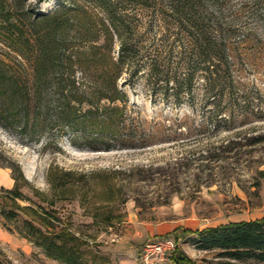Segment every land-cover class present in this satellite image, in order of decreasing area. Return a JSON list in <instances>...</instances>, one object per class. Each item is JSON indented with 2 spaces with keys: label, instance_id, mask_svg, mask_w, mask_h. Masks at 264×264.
Masks as SVG:
<instances>
[{
  "label": "rangeland",
  "instance_id": "rangeland-1",
  "mask_svg": "<svg viewBox=\"0 0 264 264\" xmlns=\"http://www.w3.org/2000/svg\"><path fill=\"white\" fill-rule=\"evenodd\" d=\"M63 1L67 6H86L94 15L104 14L90 0ZM28 4L36 12L59 7L58 0H28ZM151 8L150 13L143 12L148 23L141 33L147 30L153 37L159 27L149 22ZM87 20L82 17L70 29L67 46L90 48L109 40L105 33L97 39ZM24 28L27 36L33 35L30 23ZM258 31L264 36V28ZM17 56L0 40V57L10 61L15 72L31 78V61L19 58L22 65ZM238 56V86L253 103L250 113L223 114L227 121L209 119L215 106L205 100L201 87L193 100L178 105L172 98L154 95L144 77L123 85L130 96L129 108H135L130 110L131 120L149 138L137 147L95 150L84 145L82 137L75 145L71 134L56 128L31 137L0 117V189H13L14 177L21 171L26 181L20 180V191L29 200L19 203L40 213L51 212L59 218L55 224L70 222V230L84 241V257L90 264H143L145 246L163 238L176 240V249L196 264H223L219 250L198 249L193 234L175 230L264 217V41L254 39ZM124 81L120 79V85ZM227 101L220 108L228 106ZM3 104L8 107L10 100L1 94ZM31 108L37 110L35 101ZM52 170L73 175L67 185L54 187ZM43 223L53 230L49 221ZM21 229V221L14 223L0 213V264H66L49 256ZM175 251L168 264H176ZM236 262L264 264L256 259Z\"/></svg>",
  "mask_w": 264,
  "mask_h": 264
},
{
  "label": "trees",
  "instance_id": "trees-1",
  "mask_svg": "<svg viewBox=\"0 0 264 264\" xmlns=\"http://www.w3.org/2000/svg\"><path fill=\"white\" fill-rule=\"evenodd\" d=\"M58 1L54 12H36L28 0H0V40L19 55L18 63L24 64L19 58L31 61V78H24L0 57V95L10 100L8 107L0 105V117L22 134L35 137L56 128L71 134L75 145L82 137V143L95 150L148 143V136L131 120L130 110L135 108H129L130 96L123 88L143 77L154 95L172 98L178 105L193 100L201 87L205 100L215 106L209 119L250 113L253 102L238 86L237 60L246 44L264 41L258 31L264 28V0H90L103 9L102 16L86 6ZM150 8L154 14L147 15L149 22L159 27L152 38L147 30L141 33L148 23L143 12L150 13ZM82 17L88 18L97 39L105 33L109 40L90 48L67 46V34ZM28 23L34 28L31 36L24 28ZM226 100L228 106L220 108ZM34 101L38 108L32 112ZM72 175L52 170L53 186L67 185ZM14 178L13 189H0V213L14 223L21 221V233L49 256L66 264H90L84 241L70 230V222L55 224L59 218L51 212L21 205L19 200H29L20 191L25 178L21 171ZM43 221L53 224V230ZM180 230L193 234L198 249L219 250L223 264L264 261V217L175 231ZM172 259L176 264H196L179 247Z\"/></svg>",
  "mask_w": 264,
  "mask_h": 264
},
{
  "label": "built area",
  "instance_id": "built-area-1",
  "mask_svg": "<svg viewBox=\"0 0 264 264\" xmlns=\"http://www.w3.org/2000/svg\"><path fill=\"white\" fill-rule=\"evenodd\" d=\"M178 246L173 238H163L148 243L142 252L143 264H168L170 256Z\"/></svg>",
  "mask_w": 264,
  "mask_h": 264
},
{
  "label": "crops",
  "instance_id": "crops-1",
  "mask_svg": "<svg viewBox=\"0 0 264 264\" xmlns=\"http://www.w3.org/2000/svg\"><path fill=\"white\" fill-rule=\"evenodd\" d=\"M168 232V231H167Z\"/></svg>",
  "mask_w": 264,
  "mask_h": 264
}]
</instances>
